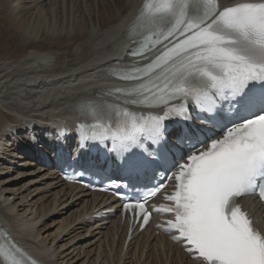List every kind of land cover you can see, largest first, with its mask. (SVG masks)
Instances as JSON below:
<instances>
[{"label": "bare ground", "instance_id": "obj_1", "mask_svg": "<svg viewBox=\"0 0 264 264\" xmlns=\"http://www.w3.org/2000/svg\"><path fill=\"white\" fill-rule=\"evenodd\" d=\"M147 1L0 0V18L22 55L0 59V229L32 262L195 264L180 245L153 231L140 233L125 252L121 202L67 183L49 164L61 124L75 128L91 120L87 112L106 100L130 103L117 92L141 81L120 80L110 71L145 65L167 50L162 45L144 62L127 58L128 27ZM21 139L30 140L29 154ZM62 144L75 151L71 137ZM245 202L264 229V209L252 198ZM115 207L111 218L103 217ZM59 215L65 217L57 222Z\"/></svg>", "mask_w": 264, "mask_h": 264}, {"label": "snow or ice", "instance_id": "obj_2", "mask_svg": "<svg viewBox=\"0 0 264 264\" xmlns=\"http://www.w3.org/2000/svg\"><path fill=\"white\" fill-rule=\"evenodd\" d=\"M148 12L162 25L152 46L167 50L134 75L159 70L151 73V99H159L163 115L133 116L130 125L122 121L116 132L88 139L105 162L121 161L130 178L150 170L159 156L175 190L166 196L173 205L156 210L175 214L165 230L178 233L173 238L195 264H264V229L237 204L250 191L264 198V2L159 0ZM128 55L144 58L132 49ZM171 101H179L175 109ZM189 110L200 115L199 123L169 133L165 122L190 121ZM77 147L82 151L84 144ZM153 187L155 195L163 181ZM138 207L145 210L144 203Z\"/></svg>", "mask_w": 264, "mask_h": 264}, {"label": "rangeland", "instance_id": "obj_3", "mask_svg": "<svg viewBox=\"0 0 264 264\" xmlns=\"http://www.w3.org/2000/svg\"><path fill=\"white\" fill-rule=\"evenodd\" d=\"M8 23L7 20L1 19L0 18V59L5 58L6 60H11V59H19L21 58V53L19 52V48L15 47V37H12L10 34V31H8V25H6ZM21 55V56H20ZM41 167V166H40ZM74 210L77 208V206H74ZM58 209H62V208H58ZM62 211H67L62 210ZM63 215H67V214H63ZM59 215L57 216L55 219L57 222L61 221V218L65 217ZM49 222H52V220H49ZM59 226L55 227L53 231H55ZM87 232V230H86ZM85 232V233H86ZM76 236L75 233H73L69 239H73V237ZM89 240V239H87ZM82 241L86 242L85 239H83Z\"/></svg>", "mask_w": 264, "mask_h": 264}]
</instances>
